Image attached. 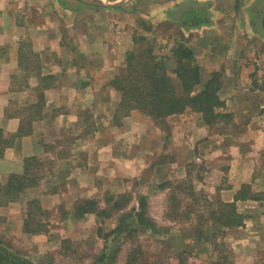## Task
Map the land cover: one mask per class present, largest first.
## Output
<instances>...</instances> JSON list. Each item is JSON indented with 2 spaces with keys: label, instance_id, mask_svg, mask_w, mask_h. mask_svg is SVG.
<instances>
[{
  "label": "crops",
  "instance_id": "0c3cea01",
  "mask_svg": "<svg viewBox=\"0 0 264 264\" xmlns=\"http://www.w3.org/2000/svg\"><path fill=\"white\" fill-rule=\"evenodd\" d=\"M198 11L206 24L181 23ZM179 46L200 67L196 91L221 76L217 110L228 117L214 126L190 108L156 119L122 106L129 54L151 48L171 68ZM11 175L32 187L5 195ZM185 182L235 205L242 222L217 241L264 261V0H0L1 235L51 251L71 238L75 205L126 196L124 210L137 211L141 187L165 196ZM31 201L53 216L44 233L22 229Z\"/></svg>",
  "mask_w": 264,
  "mask_h": 264
},
{
  "label": "rangeland",
  "instance_id": "374dc122",
  "mask_svg": "<svg viewBox=\"0 0 264 264\" xmlns=\"http://www.w3.org/2000/svg\"><path fill=\"white\" fill-rule=\"evenodd\" d=\"M139 25L148 31L144 22H139ZM142 34L144 33H138L135 37L140 38L138 36ZM161 57L166 56L161 55ZM171 68L174 69V66L172 65ZM189 183L191 182L177 185L179 188L174 186L172 192L165 196L163 188H159V186L141 187L140 189H144V191L139 192L140 194L145 192L148 201V214L150 215L148 217L154 220L155 228L152 230L140 227L137 234L131 235L130 227L126 233L119 234L120 240L114 238L116 233H112L108 242L110 249L105 253L108 257L106 262L104 258V264H211L213 262L218 264H252L248 257L244 258V253L238 251L236 240L227 238L225 241L221 239L217 241L221 236H218L215 228L209 227L210 222L200 220L201 217L208 218L209 212L216 206L207 203L208 201L205 200L207 194L203 191L195 194L192 203H187L189 201L186 197L191 193ZM28 197L30 198V196ZM177 204L180 206L178 207ZM35 212L32 209V215L25 216L28 217L30 226L33 228L39 225V222L44 225L53 220V216H36ZM120 215V213H112L109 217L98 218V220L95 216H87L73 221L69 225L71 238L68 241L70 242L61 243L58 246L51 243L49 245L51 251H47L48 247L43 248L44 245L40 244L43 241L35 239L25 240L23 237L0 234V240L5 243V247L25 257L31 264H98V260L104 256L102 250H105L104 246L107 241L100 234L113 231L118 224L116 218L123 217ZM98 228H100V234ZM155 229L158 231L156 232ZM200 230L203 232V242L198 240ZM27 233L35 235L32 232ZM213 233H216L217 237H211ZM125 234L127 237L124 240ZM192 242L195 245H191ZM136 245L141 247V251L135 257V254L130 253V249L135 248ZM211 250L213 252H210ZM212 253L214 257H212ZM256 264H264V261Z\"/></svg>",
  "mask_w": 264,
  "mask_h": 264
},
{
  "label": "trees",
  "instance_id": "16d2710c",
  "mask_svg": "<svg viewBox=\"0 0 264 264\" xmlns=\"http://www.w3.org/2000/svg\"><path fill=\"white\" fill-rule=\"evenodd\" d=\"M180 21L182 24H206L207 13L205 11L187 12V14H180ZM139 49V48H138ZM171 59L174 69L169 68L168 57L156 58L151 48L139 49L135 53H130L128 57L127 75L122 81H117V89L122 94V106L124 110H137L145 113L148 116L159 119L165 116L178 114L183 112L186 108H190L202 115L204 122L207 125L214 126L218 123L222 117H228L226 114L218 112V108L223 105L219 100L217 91L221 84V76L219 73H213L207 81L202 84L201 90L196 91V86L201 84L200 67L191 58V51L187 47L179 46L174 51ZM191 59L190 62H187ZM171 69V70H170ZM221 121V120H220ZM25 176L11 175L7 180V185L3 191L5 195H11L12 193H19L24 191L25 184H31L34 180H30ZM28 181V182H26ZM182 186V185H180ZM32 187V184L31 186ZM178 187V186H177ZM179 188V187H178ZM178 188H176L178 190ZM4 194V193H2ZM1 195V192H0ZM188 196L194 199L195 194L191 191ZM128 198L126 196L120 197L117 201L109 199L108 207L99 209L94 201H85L84 204L75 205V215L77 217H83V213H95V218H107L112 213H120L122 218H116L118 223L115 229L109 233H101L98 228L99 234L103 235L106 241L104 246V256L98 260V264H104L107 259L105 254L108 251V242L111 239L112 233H116L114 237L120 240L119 234L126 233L130 228L131 235L137 234L140 227L155 228L154 220L148 214L147 200L144 196L140 198L139 208L137 211L124 212ZM207 203L215 205V209L209 212V217H201L200 220L204 222H210L211 229L215 228L218 232V236L221 235L227 228H233L239 226L243 217L237 213L235 205L230 203L216 202L211 203L205 198ZM108 203V202H107ZM178 207L180 204H177ZM32 209L36 212L40 211V208L35 205V202L31 201L28 205L27 216L32 215ZM45 214V212H43ZM76 217V216H75ZM113 217V216H112ZM42 221V220H41ZM45 223V222H44ZM28 217L24 221L23 231L32 232L35 234L44 233L47 224L39 222L35 228L30 226ZM157 232L158 230L155 229ZM202 233V230L199 231ZM212 236H216L213 233ZM123 236L124 240L126 238ZM113 238V237H112ZM64 240L62 242L67 244L70 242ZM5 243L0 240V264H31L25 257L20 256L11 249L4 246ZM118 250V248H117ZM75 251V250H74ZM130 253L135 254L136 257L141 251V247L136 245L130 249ZM133 256V257H134ZM128 261V260H127Z\"/></svg>",
  "mask_w": 264,
  "mask_h": 264
},
{
  "label": "water",
  "instance_id": "95a60500",
  "mask_svg": "<svg viewBox=\"0 0 264 264\" xmlns=\"http://www.w3.org/2000/svg\"><path fill=\"white\" fill-rule=\"evenodd\" d=\"M85 1V0H83ZM88 3H92V4H99V1H95V2H88Z\"/></svg>",
  "mask_w": 264,
  "mask_h": 264
}]
</instances>
